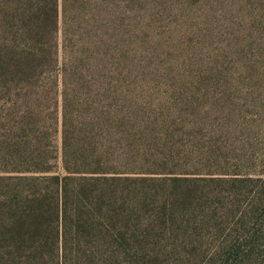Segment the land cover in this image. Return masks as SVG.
Returning a JSON list of instances; mask_svg holds the SVG:
<instances>
[{
	"label": "trees",
	"instance_id": "obj_1",
	"mask_svg": "<svg viewBox=\"0 0 264 264\" xmlns=\"http://www.w3.org/2000/svg\"><path fill=\"white\" fill-rule=\"evenodd\" d=\"M241 91L264 92V0H0V264L263 262L239 225L264 179L244 208L220 187L262 124Z\"/></svg>",
	"mask_w": 264,
	"mask_h": 264
},
{
	"label": "rangeland",
	"instance_id": "obj_2",
	"mask_svg": "<svg viewBox=\"0 0 264 264\" xmlns=\"http://www.w3.org/2000/svg\"><path fill=\"white\" fill-rule=\"evenodd\" d=\"M44 88L50 89L48 91V96L38 97V104H41V110L48 117L45 121L46 125L49 126V132L51 133L49 139L51 140L52 146L53 148L58 149L62 138V126L61 122L58 121V119L61 118L60 104L62 102L63 93L60 88L62 87L55 86ZM157 94H159L160 97L167 96L166 92H159ZM254 95H256L254 97L258 96L257 98H259V100H255V104L253 101H249L253 98L252 94H247L245 91L239 92L236 96V98H238L240 101V107H243L244 110H247L248 114L246 116L252 118L256 117L259 114L260 107H264V92H259L258 94L254 93ZM11 104H13V102L10 101L4 93H0V111L5 107H9ZM244 106L248 108L246 109L244 108ZM260 117H263L261 121L262 124L260 126L258 121L256 122V136L254 137V150H252L253 154H251V150H249L247 153V157H243L242 160L240 157L241 153L247 151L246 147L242 146H247L246 141L244 142V136L247 135L245 129L249 125L243 123L241 126L242 128H240V130L236 132L237 137L235 139V143L239 146L238 162L241 164L240 174H242V176H245L239 178L245 181H239L236 183H232L231 181H229L228 183L220 186L222 187V193L225 194L229 199L241 197L240 201L242 203V208H244L248 200L251 199L254 190H256L258 186L262 185L264 179V113H262ZM231 161H235L234 157L231 158ZM251 214L252 212L248 210L247 215L244 216L242 223L239 225L240 228H242V225L244 224L258 225L260 223V225H262V223H264V214L260 216V221H255V219H252ZM230 217H234V213L231 212L227 215V221L225 222L227 230L237 229L235 226L241 221V219L233 221L234 219H230ZM211 230L214 232L216 231V228H212ZM260 264H264V261Z\"/></svg>",
	"mask_w": 264,
	"mask_h": 264
}]
</instances>
